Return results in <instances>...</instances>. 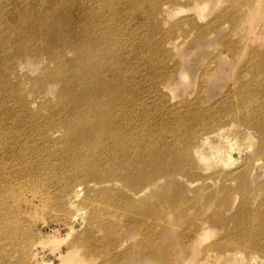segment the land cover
Returning a JSON list of instances; mask_svg holds the SVG:
<instances>
[{
	"label": "rangeland",
	"instance_id": "374dc122",
	"mask_svg": "<svg viewBox=\"0 0 264 264\" xmlns=\"http://www.w3.org/2000/svg\"><path fill=\"white\" fill-rule=\"evenodd\" d=\"M81 1L87 2L85 21L108 14L116 4ZM141 1V23L126 19L141 32L125 55L135 82L126 97L137 100L132 116L143 117L145 135L160 152L131 167L136 185L119 181L107 164L93 165L86 177L70 183L71 165L60 154L75 156L68 146H76V133L65 134L64 126L53 135L47 130L43 137L48 146L55 145L50 156L31 155L3 168L4 174L22 171L14 173L8 231L0 230V264H46L47 259L48 264H264V149L255 153L263 136L246 121L253 114L233 106H252V94L264 91V0ZM78 34L79 42L85 33ZM4 35L0 114L22 108L35 120L52 116L61 71L47 66L44 56L20 52L25 41ZM146 39L152 43L149 49L142 46ZM64 54L65 60H74L70 50ZM226 101L235 103L227 115L217 106ZM187 108H195L196 117L207 108L222 114L224 149L231 145L236 161L216 164L217 158L199 144L205 134L200 135L213 130L198 131ZM182 121L187 133L179 143L174 128ZM28 137L38 138L36 133ZM196 151L209 156L207 165L198 161ZM146 174L155 176L145 182ZM73 190L78 196L70 206Z\"/></svg>",
	"mask_w": 264,
	"mask_h": 264
},
{
	"label": "bare ground",
	"instance_id": "6f19581e",
	"mask_svg": "<svg viewBox=\"0 0 264 264\" xmlns=\"http://www.w3.org/2000/svg\"><path fill=\"white\" fill-rule=\"evenodd\" d=\"M88 1L93 2V0ZM134 1L130 3L128 0H104V3H116L114 10L110 7L106 11L109 12L108 14L95 16L97 19H91L92 21L89 17L88 21H85L86 17L83 14L87 2L81 0H0V50L3 46L1 35L8 34L3 37L13 42L27 43L26 47L19 48L20 52L44 56L49 64L47 66L54 65L61 71L60 78L57 79L61 85L59 100L54 105H50L52 116L42 115L43 120H35L26 115L24 112L27 110L22 108L23 112H15L9 116L0 114L1 233L8 231L6 214L15 207L12 204L17 182L14 173L22 171L16 168L12 171L14 173L4 174L3 168L8 164L12 167L22 164L31 155L38 157L44 153L41 159L50 156L51 149H54L55 145L48 146L46 138L43 137L47 130L53 135L64 126L65 134L76 133V146H68L75 151L73 152L75 156L70 157L66 151L60 154V160L71 165L70 173L67 174L70 183L86 177L87 171L93 165L107 164L109 170L118 172L115 178L132 185L135 181L132 179L134 172L130 171L131 167L136 169L139 164L149 161L155 153L160 152L148 134L145 135V131L148 130L143 127V117L139 121L132 116V105L137 100L126 97V94H131V83L135 82L131 75L133 69L128 67L125 55L133 38L141 34L137 26L130 28L126 21L127 16H131L136 25L141 23L140 8L143 1ZM95 6L98 8L99 4ZM59 12L61 15L58 14ZM128 29H133L129 31L131 34L129 36H127ZM79 32L85 34L78 42ZM145 41L142 46L149 49L152 43L149 39ZM65 50L74 53L72 58L74 60L64 59ZM78 65L80 69H73ZM179 75H184L183 71ZM211 75L213 76L214 73ZM50 79L47 77V81ZM252 95V106H248L246 102L233 106L253 114L247 117L246 121L256 126L262 133L263 145L255 151L260 155L263 153H260V150L264 149V113L262 112L264 101L260 102L264 97V91H255ZM226 102L218 103L217 106L227 115L229 114L227 110L232 112V104L235 103ZM187 109L191 115L188 119L198 131L213 130L202 133L200 136L205 135L200 139L199 144L217 158L216 164L226 167L236 161L238 153L235 149H232L231 145L224 149L222 140L224 128L220 127L222 114L219 116V112L215 109L207 108L199 111V117H196L195 108ZM139 122L142 127L140 125L137 127ZM185 125H187L186 121H182L174 128L176 142L180 143L184 139L187 132H182V127ZM23 131L25 134H22ZM32 133H36L38 138L28 137ZM191 140L192 137H188L183 150H188L186 147L190 145ZM224 141L226 142V138ZM196 154L198 161L207 165L209 156L200 151H196ZM5 156L10 160L5 159ZM78 166H85L84 172L78 170ZM154 176V174H146L142 179L145 182L151 181ZM77 191L73 190L70 193V206L71 200L78 196ZM197 239L200 240L201 236L199 235ZM45 243L51 241L47 239ZM47 261L50 262L47 259L46 264Z\"/></svg>",
	"mask_w": 264,
	"mask_h": 264
}]
</instances>
